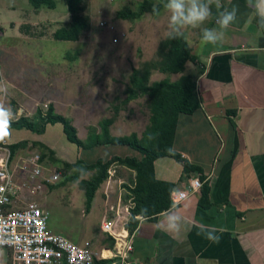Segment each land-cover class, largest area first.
I'll list each match as a JSON object with an SVG mask.
<instances>
[{
  "label": "crops",
  "instance_id": "0c3cea01",
  "mask_svg": "<svg viewBox=\"0 0 264 264\" xmlns=\"http://www.w3.org/2000/svg\"><path fill=\"white\" fill-rule=\"evenodd\" d=\"M61 1L64 3V12L60 15L62 20L44 22L53 23L57 29L68 26L71 21L65 0ZM7 2L5 25L15 42L23 45L25 36L20 28L23 26L25 30L36 33L37 22L44 24L35 20L42 9L34 10L27 0ZM220 4L222 8H217L216 2L209 4L212 14L205 22L185 26L180 31L185 35L195 61L188 62L182 74L166 75L157 71L151 74V77L156 75L153 74L155 72L162 76L156 81L165 78L174 81L182 75L194 77L199 105L190 115H178L172 149L183 161L200 170L202 185L208 187L207 197L201 200L199 192L153 219L137 217L138 224L130 234L133 244L131 257L135 264H264V26L246 0H225ZM234 6L238 8L237 19L226 30L224 39L215 44L201 43L205 28L220 30L217 23L220 11L231 10ZM24 20L29 24L20 26ZM13 46L12 43L9 54L22 59L33 54L31 52L35 53L34 62L28 64L32 69H28L37 77L33 91L30 88L26 91L22 87L27 84L23 83L24 65H20L18 70L8 68L2 83L10 105L16 108L14 114L17 117L13 120L21 116L31 118L40 105H52L56 114L72 122L81 139L78 124H89L92 119L85 115L92 109L90 95L95 99L104 95L99 98L98 93L94 94L95 89L90 88L88 102L78 104L84 106L85 111L77 109L74 99L65 93L64 74L56 79L46 76L44 61L41 60L49 51L27 52L23 46L19 50ZM46 71L50 75L48 69ZM13 73L18 80L11 78ZM56 80H61L57 82L62 87L46 93ZM36 88H41L40 98L34 91ZM119 117L122 116L119 115L110 128L112 136L122 135L114 134L115 124L121 120ZM103 119L107 117L100 116L96 123ZM88 126H84L86 134L83 141L88 136ZM19 142H27L28 147L33 142L40 143L52 150L55 158L68 163L79 158L93 162L98 158L107 160L117 155H133L130 149L121 146L78 149L67 141L59 123L46 125L42 134L26 129L10 130L7 144ZM110 170L111 177L97 190L86 212H96L97 215L89 224V238L79 243L69 239L78 245L91 241L95 248L104 250V255L112 249L114 241L112 245L106 242V236H110L101 232V225L110 220L115 232L125 230L132 207L128 190L132 187L133 172L119 166ZM153 171L158 181L172 184L173 191L187 190L190 181L198 177L194 173L186 174L183 164L169 157L156 159ZM169 212L180 218L179 234H169L164 230L162 220ZM49 229L61 235L53 228ZM197 231L216 232L220 237L219 243L208 241L203 235H197ZM99 261L111 264L108 258Z\"/></svg>",
  "mask_w": 264,
  "mask_h": 264
},
{
  "label": "rangeland",
  "instance_id": "374dc122",
  "mask_svg": "<svg viewBox=\"0 0 264 264\" xmlns=\"http://www.w3.org/2000/svg\"><path fill=\"white\" fill-rule=\"evenodd\" d=\"M54 1L55 9H42L39 11L37 19L35 18L36 21L39 20L40 23H44L62 20L60 15L64 12V3L61 0ZM141 1L85 0L82 14L90 18V27L83 33L78 42H54L52 41L54 40L52 35L57 28L53 26V23L40 25L37 22L36 33L25 30L23 26V28H20L22 35L25 36L22 45L17 44L15 39L10 36L9 30H7L5 25L7 9L5 5L8 2L7 0H0V105L11 108L13 118L17 117L14 114L16 108L13 104L10 105L9 97L5 94L6 90L2 83L3 78L7 77L8 68L19 69L20 65H24L23 71L26 74L23 83L26 82L27 84L22 85L23 89L27 91L30 88L33 91L32 88L36 86L37 77L28 69H32V65L28 64L31 61L34 62L35 53L31 52L33 54L24 59L13 56V54H9L13 43L15 50H19L23 46V50H27V52H30L29 50L35 52L49 51V57L47 55L41 60L44 61L43 68L46 76L48 79L51 78L50 76L56 79V77L58 78L61 74H64L63 77H66L63 82L65 93L74 99L77 109L85 111V107L78 104L88 102L86 99L90 88L95 89L94 94L98 93L99 98L104 95L101 99H95L89 94L93 102L92 109L89 111L90 113L87 112L85 115L92 119L89 124H87L88 122L78 124L80 125L81 140L84 139L86 134L84 126L89 125L87 129L89 133L92 128L97 127L96 122L100 116L115 117L113 107L125 98V88L128 84L131 69L137 68L144 61L155 60L158 42L169 35L170 14L165 7L156 16L146 13L134 20H123L116 16L117 11L127 7L132 11H136L138 3ZM162 1L164 0H153V4L157 5ZM17 16H19V13ZM13 17L16 18L14 13ZM26 20L21 22L20 26L24 24L27 26L29 23H26ZM182 29L184 27L180 31ZM46 69H48L50 75L47 74ZM153 74L156 75L150 78L151 81L162 78L156 72ZM10 76L12 79L18 80L16 74L13 73ZM57 81L61 80L52 82L46 93L50 94L52 89L62 87ZM46 83L48 84V82ZM46 87L48 86L46 85ZM40 89L36 88L34 90L38 93L39 98L42 95ZM38 102L40 103L39 100ZM40 107L42 111L46 110V107L42 105ZM119 115L122 117H119L121 120L115 124L114 134L127 135L131 132L140 134L147 123L148 110L143 98H141L129 103L127 107L121 108ZM117 117L115 120H117ZM26 152L40 154L39 150L30 145L19 151L16 156L24 155ZM70 158L68 160H71ZM42 163L45 168L49 169L50 173L56 172L59 174L60 180L57 183L44 185L41 189L34 190L33 193H23L26 203H35L48 212L49 227L61 233V235L72 239L76 243L88 239L90 235L89 224L97 218L96 212L91 213L90 211L89 214H86L85 197L82 190L77 182L65 183L66 178L59 164H51L48 159ZM83 178H87V175ZM106 238L105 241L110 244L109 237L106 236ZM5 252H7L5 249H0L2 259H5Z\"/></svg>",
  "mask_w": 264,
  "mask_h": 264
},
{
  "label": "trees",
  "instance_id": "16d2710c",
  "mask_svg": "<svg viewBox=\"0 0 264 264\" xmlns=\"http://www.w3.org/2000/svg\"><path fill=\"white\" fill-rule=\"evenodd\" d=\"M225 0H220V3ZM34 9H55L54 0H27ZM85 0H65L67 12L71 16L70 24L55 30L52 37L55 41L78 42L83 33L90 27V18L82 14ZM208 2V0H204ZM216 2V0H211ZM166 0L155 5L157 13L153 12V0H142L138 3L137 10L124 8L116 12V16L123 20H134L143 14L156 16L163 8ZM191 48L183 33L176 35L174 39L166 35L160 40L156 47V59L142 62L137 68H132L126 86L125 98L113 107L115 117L101 120L97 127L92 128L85 141L79 139L77 130L72 122L54 112L52 105L45 111L38 108L31 118L21 116L11 120L7 130L0 131V144L7 140L10 130L26 129L33 133L42 134L46 125L59 123L62 125L63 133L67 141L78 149H91L94 147L121 146L130 149L133 155L112 156L105 160L98 158L93 162H86L79 158L74 163H68L55 158L52 150L46 146L33 142L30 145L40 151V160L48 159L51 164H59L65 175L66 182H77L85 197V208L88 212L95 193L107 180L108 171L116 166L124 167L133 172L132 187L129 188L132 207L129 210L130 217L125 229L132 234L138 224L137 217L153 219L163 212L168 211L171 206L170 194L173 185L158 181L154 176L153 163L161 157L176 159L183 164L186 174L194 173L202 181L203 177L199 169L182 160L173 149V138L177 117L179 114H192L198 107L196 83L191 75H182L172 81L162 79L151 81V74L157 71L161 74H182L188 62H194ZM143 98L148 110L147 123L140 134L131 132L127 135L112 136L110 128L121 108L127 107L131 102ZM121 107V108H120ZM152 137L151 139L149 137ZM28 147L27 142L9 144L10 159ZM87 175V178H83ZM201 200L206 199L208 193L207 185H202L200 190ZM142 208L147 212L141 213ZM110 245L113 239L109 237ZM104 263L95 261L94 264Z\"/></svg>",
  "mask_w": 264,
  "mask_h": 264
},
{
  "label": "built area",
  "instance_id": "2783aa9c",
  "mask_svg": "<svg viewBox=\"0 0 264 264\" xmlns=\"http://www.w3.org/2000/svg\"><path fill=\"white\" fill-rule=\"evenodd\" d=\"M46 107L47 105H44ZM112 170L108 171V177ZM59 174L50 173L37 152H26L10 159L7 140L0 144V249H5V259L0 264H94L105 258L111 264H135L131 254L132 239L128 231H114V224L106 220L101 232L110 236L112 249L104 255L91 241L81 245L49 229V214L35 203H26L23 193H33L44 185L57 183ZM203 182L199 177L190 181L185 191L170 194L172 207L197 194ZM132 201V200H131ZM19 205L18 207H16ZM133 205V204H132ZM130 210V209H129ZM130 214V213H129Z\"/></svg>",
  "mask_w": 264,
  "mask_h": 264
},
{
  "label": "clouds",
  "instance_id": "9594fccd",
  "mask_svg": "<svg viewBox=\"0 0 264 264\" xmlns=\"http://www.w3.org/2000/svg\"><path fill=\"white\" fill-rule=\"evenodd\" d=\"M211 0L204 2V0H166L164 7L169 15V38L174 39L180 33V29L185 26H196L205 22L212 14L209 7ZM249 7L253 8L256 15L260 18L261 26H264V0H246ZM216 7L222 8L220 0H216ZM158 9L154 5L153 12L157 13ZM238 8L232 7L231 10L223 9L219 13L217 23L219 31L213 28H205L201 43L215 44L224 39L225 32L231 24L237 19ZM13 118L11 108H6L0 105V131L7 130ZM152 138L151 136L149 137ZM147 212V208H142L141 213ZM165 225L164 230L169 234H179L181 231L180 218L173 212H169L163 217ZM216 232H201L197 231V235H203L205 239L212 243H219L220 237Z\"/></svg>",
  "mask_w": 264,
  "mask_h": 264
}]
</instances>
